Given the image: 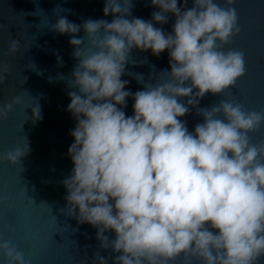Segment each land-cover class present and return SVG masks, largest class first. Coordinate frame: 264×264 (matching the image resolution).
<instances>
[{"label": "clouds", "instance_id": "obj_1", "mask_svg": "<svg viewBox=\"0 0 264 264\" xmlns=\"http://www.w3.org/2000/svg\"><path fill=\"white\" fill-rule=\"evenodd\" d=\"M234 3L151 0L159 10L146 21L127 18L131 0H105L111 22L77 25L60 17L50 29L72 37L78 61L70 76L56 77L69 89L67 111L76 121L61 212L95 228L113 264H171L181 256L184 264H257L264 257V141L253 143L249 135L264 127V108L248 111L226 100L199 107L206 94L225 92L244 74L242 52L219 50L240 31ZM169 13L175 22L166 33L155 25L168 23ZM81 27L85 36L77 38ZM85 40L90 48L82 53ZM17 45L10 43L9 55ZM134 48L156 57L167 50L170 71L162 72L169 80L136 78L143 90H126L121 77ZM57 62L63 65L59 56ZM10 71L0 64V82ZM129 97L132 116L124 111ZM19 103V97L5 103L0 120ZM192 108L203 122L190 132L180 118ZM31 119H43L38 101ZM29 150L14 148L0 158L16 165ZM0 256L5 264H26L11 241L0 242ZM94 260L108 264L98 253Z\"/></svg>", "mask_w": 264, "mask_h": 264}, {"label": "water", "instance_id": "obj_2", "mask_svg": "<svg viewBox=\"0 0 264 264\" xmlns=\"http://www.w3.org/2000/svg\"><path fill=\"white\" fill-rule=\"evenodd\" d=\"M215 2L224 6V0ZM131 3L128 19L151 20V13L159 10L151 6V0H131ZM181 3L178 0V6ZM104 4L105 0H0V64L11 66L5 80L0 82V108L16 97L20 99L7 118L0 120V157L14 148L23 152L28 145L30 149L16 165L0 158V242L11 241L24 254L26 264H97L94 260L97 253L113 264L111 250L99 247L96 229L78 224L66 211L61 212L67 207V190L61 181L73 169L67 153L74 142L69 133L76 121L67 111L71 102L69 89L56 77L70 76L78 61L72 56L74 49L69 43L72 37L50 30L60 17L77 25L88 19L111 22L113 14L104 15ZM191 6L192 0H188V7ZM233 7L237 10L240 31L219 50L242 52L244 74L225 92L206 94L199 107L210 108L226 100L242 104L245 110L259 111L264 108V0H235ZM168 15V23L155 26L171 33L175 17ZM76 36H85L82 27ZM13 40L18 43V51L9 55ZM89 48L85 40L82 53ZM58 56L62 58V66H58ZM129 59L126 74L121 77L128 81L126 90L132 93L143 90V83L137 79L157 84L169 80L168 73L162 72L170 71L167 50L156 57L151 50L141 52L134 48ZM181 99L186 102V98ZM37 101L43 119L33 123L32 107ZM133 104L129 97L124 108L126 116L133 115ZM180 119L187 122L190 132L203 122L195 108ZM249 135L253 143L264 141V127ZM106 235L114 238V233ZM0 264H5L2 256ZM171 264H184L183 257ZM257 264H264V257Z\"/></svg>", "mask_w": 264, "mask_h": 264}]
</instances>
